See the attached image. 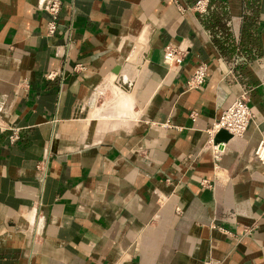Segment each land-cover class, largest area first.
<instances>
[{
	"label": "crops",
	"instance_id": "crops-1",
	"mask_svg": "<svg viewBox=\"0 0 264 264\" xmlns=\"http://www.w3.org/2000/svg\"><path fill=\"white\" fill-rule=\"evenodd\" d=\"M193 1L0 0V264H264V0Z\"/></svg>",
	"mask_w": 264,
	"mask_h": 264
},
{
	"label": "built area",
	"instance_id": "built-area-1",
	"mask_svg": "<svg viewBox=\"0 0 264 264\" xmlns=\"http://www.w3.org/2000/svg\"><path fill=\"white\" fill-rule=\"evenodd\" d=\"M208 0H194L189 9L197 12L204 11ZM60 0H44L43 8L48 13L49 19L46 20L45 33L52 35L55 31V21L59 9ZM184 47L182 45L166 43L162 48V61L168 66L178 65L183 58ZM206 66L203 62H199L193 68L191 74L187 78L186 84L189 87L199 86L205 77ZM50 74V73H48ZM252 113L247 105L246 91H240L229 104L222 109L219 115L211 121L205 128L206 144L210 148L214 157H217L222 147L218 143L213 142V135L219 129H224L232 135H241L246 129L248 121L251 119ZM8 134V140L13 141L17 138L16 127H12ZM251 157L257 161L264 162V138H259L251 151ZM210 264H213L212 262Z\"/></svg>",
	"mask_w": 264,
	"mask_h": 264
},
{
	"label": "trees",
	"instance_id": "trees-1",
	"mask_svg": "<svg viewBox=\"0 0 264 264\" xmlns=\"http://www.w3.org/2000/svg\"><path fill=\"white\" fill-rule=\"evenodd\" d=\"M202 22L204 23L205 26L210 27L211 24H213L214 22L219 23L220 20H219V16L217 15L211 16L210 14H207L206 19H202Z\"/></svg>",
	"mask_w": 264,
	"mask_h": 264
},
{
	"label": "rangeland",
	"instance_id": "rangeland-1",
	"mask_svg": "<svg viewBox=\"0 0 264 264\" xmlns=\"http://www.w3.org/2000/svg\"><path fill=\"white\" fill-rule=\"evenodd\" d=\"M104 84H103V86H104ZM108 96H109V89H105L101 94L98 95V97L96 99V104L97 105L101 104L104 101L105 97H108ZM116 96H115V98H116ZM102 107H106V106L105 105H102ZM100 117H102V116H100ZM98 122H100V121L98 120Z\"/></svg>",
	"mask_w": 264,
	"mask_h": 264
},
{
	"label": "bare ground",
	"instance_id": "bare-ground-1",
	"mask_svg": "<svg viewBox=\"0 0 264 264\" xmlns=\"http://www.w3.org/2000/svg\"><path fill=\"white\" fill-rule=\"evenodd\" d=\"M124 101V100H123ZM105 108V107H104ZM108 110V109H107ZM113 112V111H112ZM105 116V115H104ZM108 122V121H107Z\"/></svg>",
	"mask_w": 264,
	"mask_h": 264
},
{
	"label": "water",
	"instance_id": "water-1",
	"mask_svg": "<svg viewBox=\"0 0 264 264\" xmlns=\"http://www.w3.org/2000/svg\"><path fill=\"white\" fill-rule=\"evenodd\" d=\"M114 70H116V69H114Z\"/></svg>",
	"mask_w": 264,
	"mask_h": 264
}]
</instances>
